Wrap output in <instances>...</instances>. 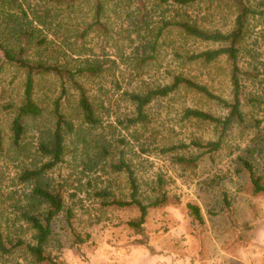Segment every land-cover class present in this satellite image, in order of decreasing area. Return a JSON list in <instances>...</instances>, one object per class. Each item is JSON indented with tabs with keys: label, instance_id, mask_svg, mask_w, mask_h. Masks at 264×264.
Returning <instances> with one entry per match:
<instances>
[{
	"label": "rangeland",
	"instance_id": "1",
	"mask_svg": "<svg viewBox=\"0 0 264 264\" xmlns=\"http://www.w3.org/2000/svg\"><path fill=\"white\" fill-rule=\"evenodd\" d=\"M85 3L75 1L72 11L54 2L49 4L48 0H4L0 5L2 26L8 23L25 27L24 10L31 19L29 8L33 6L48 5L54 11L47 23L38 25L40 35L47 36L48 46L56 52L43 51V45L34 46L28 52L30 58L65 61L71 67L95 61L106 64L104 74L83 81L97 105L101 123L93 126L83 121L76 92L70 88L62 110L74 130L65 134L64 160L40 179L29 182H19V175L23 169L47 160L37 146L50 140L54 128L52 103L60 92L59 80L52 75L35 77L34 98L42 113L26 118L25 133L15 146L9 127L23 97L25 75L14 65H1L0 233L6 245L10 247L17 238L30 240L32 229L21 213L35 214L44 209V203L31 191L40 184L62 190L66 204L73 208L72 227L82 238L88 235L84 242H75L64 212H60L53 220L46 243V252L56 257L59 264H221L215 243L224 240L230 243V249L235 247L240 225H250L252 230L246 264H264V193L252 192L240 161V158L249 160L264 184V15L249 19L239 57L241 69L246 71L242 77L243 122L230 126L218 151L203 156L195 165H187L175 162L173 155L194 156L199 152L195 147L169 153H161L159 148L188 143L193 137L215 139L218 130L209 122L183 119L182 109L200 108L216 116L224 115L226 110L196 92L180 89L154 99L146 107L149 120L146 128L136 125L125 130L119 120L131 114L132 106L123 91L165 84L171 81L173 73L182 72L229 99L228 64L223 58L209 66L183 62L180 53L197 51L209 44L176 31L164 30L155 39L163 20L173 15L172 0H105L102 20L109 28L108 35L94 32L85 38L84 54H74L69 50L74 49L71 43L76 40L78 29L91 19V10ZM249 3L255 10L264 8V0ZM188 10L204 26L222 30L230 27L233 18L228 8H214L205 3ZM141 143L148 144V151L141 152ZM120 149H124L125 159L135 170L143 199H149L150 188L156 185L158 176L168 193V202L150 208L146 217L152 250L137 243V234L126 224L138 216L137 207L103 206L101 198L95 195L97 190L107 187L118 198L128 196L125 174L112 172L108 166L117 159ZM223 192L230 201L229 212L223 210ZM187 202L200 206L205 225L192 218ZM224 212L234 217L237 231L228 227ZM217 215L223 217L216 218ZM0 264L50 263H35L23 248L14 247L7 255L0 254Z\"/></svg>",
	"mask_w": 264,
	"mask_h": 264
},
{
	"label": "trees",
	"instance_id": "2",
	"mask_svg": "<svg viewBox=\"0 0 264 264\" xmlns=\"http://www.w3.org/2000/svg\"><path fill=\"white\" fill-rule=\"evenodd\" d=\"M78 0H48L49 4L53 2L64 8L66 11H72ZM86 2L91 10V19L81 28L76 27L78 32L73 44L72 53L77 55L84 54L86 43L85 38L94 32L100 35H108L109 28L102 20L105 12V0H81ZM4 0H0V5ZM205 3L214 8H228L233 15L231 25L228 29L211 28L204 26L192 11L188 8L198 7ZM64 4V7L61 6ZM173 15L169 19H164L159 26L155 39L158 40L164 30L176 31L187 38L209 44L208 47L197 50H185L180 53L179 57L183 62L197 63L209 66L212 63L224 59L228 64V78L231 86V97L224 98L214 93L206 84H202L182 72L173 73L171 81L165 84L149 86L144 90H124L123 94L132 106L130 115L119 120L123 125V129H129L139 125L146 128L148 124V115L146 107L158 97H166L172 93H176L180 89L196 92L201 96L216 102L220 107L226 110L222 116H216L210 112L200 108L184 107L182 109L183 119H197L212 123L218 130L217 137L210 140H202L193 137L188 143H178L167 147H160L161 153L174 152L178 149H186L190 146L195 147L199 152L191 157L182 155H173L175 162L195 165L203 156L218 151L223 143V139L228 129L234 122L242 123L244 115L242 111V77L246 71L241 69L239 57L242 50V44L246 39L248 32L249 19L255 15H264V8L255 10L249 3V0H172ZM79 6V5H78ZM31 19L24 10L26 23L22 27L9 25L8 23H0V69L3 63L14 65L21 69L25 75L23 97L20 105L16 108L15 114L10 123L11 141L13 145L18 146L25 133V120L27 117H35L42 113V107L34 98V84L37 75H52L59 80L60 92L56 99L53 100L54 128L51 132L50 140L41 141L38 144V150L41 155L46 157L41 165L33 168H25L19 175V182H29L40 179L43 174L62 163L65 153V134L72 133L73 124L62 110L64 98L69 93V89L75 90L77 95V106L81 112L82 119L89 125H99L101 117L96 113L97 105L94 103L88 89L84 84V80L90 77H97L105 73L106 67L104 63L95 61L85 65L71 67L65 61L30 58L28 52L34 46H42L43 51L51 49L56 52L53 47L48 46L49 40L46 35H40L39 25L43 26L47 23L48 18H52L54 11L48 5L39 8H29ZM57 12V11H55ZM34 21L36 24L34 25ZM39 24V25H38ZM153 42L151 47L154 51ZM177 54V53H176ZM41 55V54H40ZM254 76V74H252ZM140 144L141 152L148 151V144ZM3 150V136L0 127V153ZM124 149L118 151V157L109 163L112 172L123 173L128 183V196L126 198H118L107 187L99 189L95 195L101 198L103 206L127 207L135 206L139 210L138 216L129 219L126 224L137 234L136 242L145 245L149 250L152 246L149 244V235L146 232V217L150 208H159L166 204L169 200L168 193L163 189V179L158 176L156 185L150 188L151 195L149 199L142 197L143 191L140 188L138 179L132 165L125 159ZM242 167L248 176L252 192L254 194L264 193V184L259 174L255 172L253 166L246 158H240ZM32 194L44 203V209L38 213L23 211L21 218L30 226L32 234L30 240L17 238L15 243L9 238H5L7 242L13 243L9 246L4 242V237L0 233V254L7 255L14 247H21L33 259L35 263L48 262L50 264H59L56 257L46 252V243L52 233V225L54 218L64 212L66 222L70 226L74 235V241L77 243L84 242L87 238H82L75 232L72 227L71 219L73 216V208L67 205L61 189L51 190L40 184L32 187ZM222 201L224 203L223 210L231 211L230 201L226 192L222 193ZM189 214L199 224L205 225V219L198 204L187 202L186 204ZM224 212V213H226ZM246 229H250V225H242Z\"/></svg>",
	"mask_w": 264,
	"mask_h": 264
},
{
	"label": "crops",
	"instance_id": "3",
	"mask_svg": "<svg viewBox=\"0 0 264 264\" xmlns=\"http://www.w3.org/2000/svg\"><path fill=\"white\" fill-rule=\"evenodd\" d=\"M225 218L228 222V227L231 230L237 231V228L234 224H236V221L232 215H228V213H225ZM223 217L222 215H217L216 218ZM205 219V218H204ZM206 223V219H205ZM262 223V221L259 222L258 226ZM239 228V235L236 237L237 244L235 247H232L230 249V243L224 241V240H218V243H215L217 246V256L218 261L221 264H236L237 262H240V264H246L249 261V257L246 258V250H249L252 246V237H251V229H246L240 225ZM230 232H228V235Z\"/></svg>",
	"mask_w": 264,
	"mask_h": 264
}]
</instances>
